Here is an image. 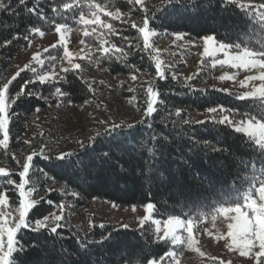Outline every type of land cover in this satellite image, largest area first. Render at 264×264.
Instances as JSON below:
<instances>
[{"label": "trees", "instance_id": "obj_1", "mask_svg": "<svg viewBox=\"0 0 264 264\" xmlns=\"http://www.w3.org/2000/svg\"><path fill=\"white\" fill-rule=\"evenodd\" d=\"M0 2L7 6V10H0V75L36 39L38 32L32 29L50 33L57 24L78 27L80 14L92 12L93 4L118 10L141 22L148 17L149 30L159 36L180 33L195 40L213 35L217 42L232 48L264 52V20L260 19L264 0H196L195 7L159 8L160 1L150 9L141 8L134 0H27L23 6L18 0ZM185 2L191 4L192 0ZM237 2L248 7L241 8ZM64 4L72 7L64 9ZM33 7L37 14L27 11ZM39 14L45 19H40ZM103 19L106 22L109 18ZM138 29L128 24L115 28L113 33H92L88 29L92 34L86 36V41L92 47L103 44L112 49L93 54L110 75L146 74L153 79L154 111L147 114V98L142 91L137 94L142 115L138 121L95 134L94 140L83 143V148L81 144L72 149L70 152L75 154L67 159L45 160L36 156L27 179L37 175V187L52 182L62 190L47 192L30 210L26 221L34 223L53 214L63 200L77 208L93 200L136 207L152 203L155 219L202 221L222 206L241 205L246 193L264 175L263 146L229 124L214 121L213 115L219 119V113L204 116L210 107H217L225 109L223 114L236 123L246 118L264 123V98H239L234 91L196 87L208 79L209 72L199 73L195 80L187 82L169 74L161 79L153 53L144 47ZM59 52L58 49L57 57ZM35 75L32 69L20 72L6 92L12 106L6 110L9 140L7 148L0 146V162L12 167H16L13 153L23 152L28 145L25 135L32 115L37 109L57 103V98H51L57 88L61 91L56 97L66 105L92 102L94 85L78 69L64 71L58 81L41 83ZM22 85H26L25 94L13 104ZM9 180L18 178L0 174V193L16 204L18 197L10 190ZM100 225L94 222L78 229L66 221L56 234L49 227L40 231L21 229L16 233L9 264H146L168 257L165 254L171 244L158 237L151 222L127 228L112 223Z\"/></svg>", "mask_w": 264, "mask_h": 264}, {"label": "rangeland", "instance_id": "obj_2", "mask_svg": "<svg viewBox=\"0 0 264 264\" xmlns=\"http://www.w3.org/2000/svg\"><path fill=\"white\" fill-rule=\"evenodd\" d=\"M160 1L140 0L136 4L143 9H150ZM101 7L105 12L116 14L105 15L104 12L97 13L102 21H104L103 16L109 18L104 22L111 25L112 33L115 28H119L121 25L128 24L131 27L136 25L135 28H139L143 24V22L135 17H131L118 10H111L103 5ZM92 12L81 14L85 16V19L91 20L93 19ZM109 20L111 21L109 22ZM93 28L96 30H108L101 28L99 25L90 24L85 26L78 19V27H67V31L63 28L61 29L64 43L55 48L52 46L60 40V33H57L55 29L50 33H43V35L38 32L36 39L29 44L23 53L17 54L8 70L0 75V87H2L4 83H7L17 72L23 69L25 65H30L29 70L35 69V78L37 80L38 77L43 76L47 78L45 81L60 80L63 77L64 69H78L90 84L94 85V89H92L93 98L90 105H66L56 97L57 93L51 95V98H57L55 100L57 103L37 109L32 115L25 135L28 145H26L23 152L17 151L13 153L16 167L0 162V169H3L4 173L18 178V181L13 180L12 183H9L11 186L10 190L18 197V203H10L7 195L3 193L6 203L0 205V219L6 221L4 225L6 228L13 227V221L19 219L18 209L20 208L21 199L27 201L35 200L38 203L47 192L62 190L59 184L52 182L46 185V187H37V180L35 179L37 175H35V178L28 180L27 175L32 172L30 162L29 173L25 177L27 183L23 191L27 193L29 189H32V192L30 195L22 198L20 196L21 190L17 186L21 182L19 172L23 170V164L28 156L38 153L39 155L37 156L39 157H44V155L56 157L61 152H70L77 146L87 142L95 134L111 128L113 124L129 125L138 121L142 117L139 112L140 100L137 96L138 93L142 94L143 91L146 94L147 104L150 101L149 89L151 88L152 90V78L146 74H141L140 76H113L107 73L98 63L93 54L96 51L103 52L104 45L98 44L96 47H92L87 43L86 36L84 35L85 30L88 31V29L92 30ZM152 32L156 33L155 31ZM174 34L166 36L156 34L150 37V49L153 53L155 64H157V61L160 62V69L164 74L179 77L182 82H187L195 80L194 78L199 73L209 72L208 79L196 87H215L219 90L234 91L239 96L244 92L252 91L254 86L262 83V81L257 79L247 81L246 85L241 87L239 81L244 80L247 76H258L261 69L233 68L228 64L214 65V59L224 60L225 56L223 52H218L215 58L205 57L203 55V38L205 36L192 40L182 35L181 39H176ZM214 43L216 46L224 44L216 40H214ZM65 48L71 53L68 57L64 54ZM46 49L48 51H45ZM58 49L60 50L59 57H57ZM241 50L243 49L232 48L229 45L226 48V51L229 53H236ZM37 53L39 56L33 59ZM257 58L259 59V57ZM73 65H78L79 67L73 68ZM225 75L234 77V79H221ZM257 98L261 97L257 96ZM7 100L6 96L5 103L9 104ZM154 103L155 96L153 107ZM208 114L210 115L209 112H206L204 116H208ZM204 116L195 117L202 119ZM233 128L237 130L235 127ZM242 133L252 137L259 145L264 147V139L261 137L245 132ZM262 183H264V175L258 178L253 189L246 193L244 202L241 204L242 211L251 213V209L247 208L248 198L255 201L257 205L264 203V201L260 200L259 196V188ZM235 206L220 207L208 219L202 220L204 225L193 222V220L177 217L184 224V227L177 229L176 233L182 238L183 243L173 245L171 238H167L171 244L168 253H172V255L164 258L162 261L161 259L152 260L153 264H264V258H257L255 255L256 252L260 251L258 245L248 255L242 256L239 246L232 244L231 238L228 236V225L235 223L232 217L236 213L232 211L221 212L219 210L221 208L231 209ZM61 209H63V213ZM152 212L153 210L146 213L144 206H119L113 202H103L100 200L90 201L87 205L77 208L68 201L63 200L53 214L63 216L61 224L68 221L78 229H85L90 223L93 224L94 222L98 224L112 223L121 227L126 224L130 227H135L141 225V220L147 217L146 221L153 224L155 232L161 238L164 236L165 231L164 222L168 218L165 220L155 219L152 216ZM157 221L159 222L158 224L156 223ZM31 227H35V222L31 223ZM46 227H55V223L50 219ZM189 227L192 230V240L194 241L191 246L188 243ZM4 239L6 244V236ZM182 247L184 250H182Z\"/></svg>", "mask_w": 264, "mask_h": 264}, {"label": "snow or ice", "instance_id": "obj_3", "mask_svg": "<svg viewBox=\"0 0 264 264\" xmlns=\"http://www.w3.org/2000/svg\"><path fill=\"white\" fill-rule=\"evenodd\" d=\"M19 5L23 6L27 3V0H18ZM136 3H139L140 0H135ZM164 5H179L181 7L196 6V0H192L191 4H188L185 2V0H161V4L159 5V8H161ZM237 6L241 8H247L248 5L246 4H239L237 2ZM64 9H69L72 7V5L64 4ZM91 7L94 8V11L92 12L93 19H85V16L83 14L80 15L79 21L81 24L88 26L90 24L92 25H99L101 28L108 29L109 32L112 31L111 25L105 23L100 19V16L97 14L99 12H104L105 15H116L114 13H108L105 12L104 9L101 7L100 4H93ZM262 8H264V5H261ZM0 10H7V6L0 2ZM29 13L37 14L36 8H29L27 9ZM147 12V10H145ZM40 15V19H45V17L42 14ZM260 19L264 20V13L260 14ZM151 23V19L146 17L143 21V24L141 27H139L138 31L143 37V43L144 47L150 48V37L153 35H156L157 33H154L149 30V24ZM135 28L136 25H133ZM64 29L67 31V25L57 24L55 27V30L57 33L61 34L60 40L57 44H54L52 47L55 48L58 45H62L64 43V36L63 33H61V29ZM33 32H40V29H32ZM96 29H92V33H95ZM92 33H89L87 30L84 31V35L88 36ZM41 35H43L42 32H40ZM101 37L104 35L103 33L100 34ZM176 39H181L182 34L175 33ZM27 39V37H26ZM204 48H203V55L205 57H212L215 58L216 54L218 52H223L225 59L219 60L214 59L213 64H228L233 68H243V69H252V68H259L261 69L260 74L258 76H247L244 80L239 81V84L241 87H244L246 85L247 81H253L259 79L262 81V83L258 86H254L253 90L250 92H244L242 95L239 96V98H248V97H262L264 98V52H253L247 48L238 51L236 53H229L226 51L227 45L220 44L219 46H216L214 43V36L213 35H207L204 38ZM103 43V41H102ZM239 47V46H237ZM45 51H48L47 49ZM104 53H108L112 51V49L108 47H104L102 49ZM116 51L123 52V49H117ZM64 54L66 57L70 56L71 53L68 52L67 48L64 49ZM39 54L37 53L36 56L33 57V59H36ZM259 57V59L257 58ZM40 62V61H38ZM30 65H25L23 69L20 70V72H23L25 69H28ZM73 68H78V65H73ZM157 68V74L158 76L163 79L164 73L160 69V62L157 61L156 64ZM33 72H35V69H32ZM65 72L70 71V69H64ZM20 72H17L15 76L11 78L7 83H4L2 87H0V133L3 134V139H0V146H4L5 148L8 147V140H9V120L8 116L6 114V110L10 108L12 105L5 103L6 98V92L10 88L11 83L17 78V76L20 75ZM47 78L40 76L38 77L39 82L43 83L45 82ZM175 79V77H173ZM191 79V78H190ZM221 79H234V77H228L227 75L222 76ZM191 85H189V88ZM25 88L26 85L21 86V91L16 94V100L13 101V104L18 102L19 99L25 94ZM60 89L57 88L56 92L60 93ZM227 91V90H225ZM150 94V101L148 103V115H151L154 111L153 108V102H154V96L155 93L152 92L151 88L149 89ZM225 109L223 108H217V107H210L208 109L209 113L212 114H220L219 119H215V115H213L212 119L214 121H218L221 123L229 124L233 127H235L238 131H242L251 135H257L264 139V123H261L260 121L253 122L252 119H244L240 123H236L235 120L229 119L227 115H224ZM179 114V112L177 113ZM190 121V120H187ZM185 122V121H184ZM192 122V121H190ZM198 123H203L205 121H196ZM122 124H113L111 128H117L120 127ZM100 135V133L97 134V136ZM95 138V137H94ZM94 138H92L94 140ZM85 145L82 144L81 147L83 148ZM43 151V150H42ZM74 152H61L60 155L56 156L54 159L64 160L71 156H73ZM38 153H33L31 156H28L25 163L23 164V170L19 172V176L21 177V182L17 186L20 191V196L26 197L27 195H30L32 192V189H29L28 192H24L23 189L25 187V184L27 183V180L25 179L26 175L29 173L30 169V162L37 156ZM45 160L50 159L49 156L44 155L43 157ZM76 167H80V162H76ZM0 174L7 175V173H4L3 169H0ZM8 183H12L11 180L8 181ZM259 196L260 200L264 201V183H262L261 187L259 188ZM6 203V200L4 198L3 193H0V205H4ZM36 201H27L25 199H21L20 201V208L18 209L19 212V219L17 221H13L14 226L13 227H5L6 221L4 219H0V264H9V256L13 252L15 246H16V233L21 229H29L31 228L32 231H40L45 230L47 222L51 219L55 223V227H51L50 231L52 234H56L58 232V229L62 227L61 221L63 216L62 215H54V214H48L43 216L42 219H37L35 221V227H31V221H26V216L29 214L30 210L34 208L36 205ZM52 201H49V204H51ZM146 213L154 210V205L152 203H147L144 205ZM247 208L251 209V213H246L245 211H242L241 205L237 204L235 207L229 209V208H221L219 211L221 212H228L232 211L235 212L236 215L232 217L233 220H235V223H230L228 225L229 232L228 236L231 238L232 244L237 245L240 248V254L242 256L248 255L253 248H255L257 245L260 249V251L256 252L255 255L257 258H264V203H260L259 205L256 204L255 201L248 198ZM61 212L63 213V209H61ZM147 220V217L144 220H141V224H145ZM159 223L158 221L156 222ZM91 226V223H90ZM99 227H104L103 224H101ZM122 227L127 228L128 225H123ZM184 224L183 222L177 218V217H169L167 221L164 222V236L161 237V240L164 241L167 238H171V243L173 245H179L183 243L182 238L177 235V229L183 228ZM87 235V234H86ZM5 236H6V244H5ZM105 237H103L101 240H103ZM94 241H89L88 243H91ZM98 242V241H95ZM188 243L191 246V244L194 243L192 240V230L189 227L188 228ZM81 244H83V241H81ZM84 247H87L85 245ZM6 248V250H5ZM165 255H172V253H166ZM161 261L164 259V256H161ZM147 264H153L152 260H149Z\"/></svg>", "mask_w": 264, "mask_h": 264}]
</instances>
